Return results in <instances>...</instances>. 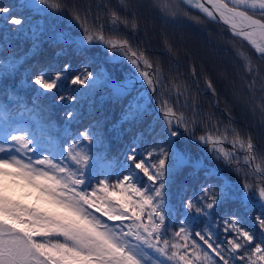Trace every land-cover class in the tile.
Returning a JSON list of instances; mask_svg holds the SVG:
<instances>
[{
    "label": "snow or ice",
    "instance_id": "snow-or-ice-1",
    "mask_svg": "<svg viewBox=\"0 0 264 264\" xmlns=\"http://www.w3.org/2000/svg\"><path fill=\"white\" fill-rule=\"evenodd\" d=\"M190 2L207 17H218L230 27L233 35L247 40L264 59V0ZM35 4L53 11L61 9L57 0H33L32 6ZM126 7L135 30L138 27L137 6L130 2ZM10 11L8 7L0 6V14H6L8 24L21 25L23 18L8 16ZM110 16L114 22L129 24L127 17H121L115 11ZM73 18L81 21L78 12L73 13ZM83 31L79 41H66L69 47L74 45L77 52L87 57L85 45L103 43L110 53L118 51L127 58L153 95L164 97L159 103L167 125V147H153L141 152L139 145L143 141L133 142L123 160L117 159L114 165L106 164L107 157L100 155L101 149L96 147L104 141L98 128H85L73 136L63 150H57L47 136V129L41 127L34 131L28 125L26 113L17 118L0 112V264H146L149 250L169 260L178 258V264H236L237 261L264 264V240L256 242L253 233L234 213L223 220V241L217 242L219 238L210 226L195 232L206 249L191 240V227L196 219H210L214 211L233 195L246 205L251 201L255 187V195L264 209V181L255 186L245 181L239 188L227 180H220L216 187L204 185L198 197L182 200L177 208L176 214L183 218L173 236L184 243L169 245V240L164 238L173 215L168 207L170 181L190 163L187 154L176 147L175 138L181 135V128L185 133L193 131L196 123L195 119L188 120L179 111L181 107H188L191 100L192 111L196 112L191 89L198 87L201 74L195 65L191 66L187 79H179L180 74L165 77L162 68L158 64L154 67L146 52L134 48L129 40L105 38L101 30H93L87 25ZM60 39L65 38L61 36ZM165 46L170 53L174 52L168 41ZM15 67L14 63L0 65V71L12 72ZM70 68L71 64L65 63L54 76L41 70L30 82L46 93L51 92ZM202 78L212 95L217 96L212 79L207 74ZM68 82L77 86V91L106 82L110 87V98L121 104L123 121L135 125L144 120L146 105L141 102L142 98L133 99L134 86L123 82L121 77L102 79L101 74L84 69L72 75ZM56 99L73 102L77 95ZM66 115L69 120L74 118L71 111ZM195 139L210 145L217 153L216 158L237 172L241 170L238 146L246 152L243 164L253 170L252 174L264 175V169L256 163L255 145L250 136L244 138L233 130L229 141L232 149L221 146L228 140L226 133L202 134ZM254 219L264 236V211ZM154 264L163 262L154 261Z\"/></svg>",
    "mask_w": 264,
    "mask_h": 264
},
{
    "label": "trees",
    "instance_id": "trees-1",
    "mask_svg": "<svg viewBox=\"0 0 264 264\" xmlns=\"http://www.w3.org/2000/svg\"><path fill=\"white\" fill-rule=\"evenodd\" d=\"M171 1L176 5L172 18L161 16L150 0H57L61 4L58 11L38 4L32 6L33 0H0V6L11 9L8 16L22 17L24 21L19 26L11 25L5 19L6 14H0V65L14 63L16 66L12 72L0 71V112L17 118L26 113L28 125L34 131L41 127L47 129V136L57 150H63L66 143L85 128H98L102 132L103 144L96 147L101 149L100 155L107 157L106 164L114 165L117 159L123 160L133 142L143 141L139 145L141 152L153 147H167V125L159 103L164 97L153 95L143 81L132 84L133 99L142 98L141 102L147 107L144 120L135 125L123 121L121 104L110 98L108 83L77 91V86L68 82L72 75L84 69L101 74L102 79L119 76L122 80L135 70L126 57L118 51L110 53L103 43L85 45L87 57L77 52L74 45L69 47L66 41H79L84 35L85 25L101 30L105 38L129 40L134 48L146 52L154 67L158 64L162 68L165 77L180 74L179 79H187L191 66L195 65L201 74L198 87L191 89V96L196 100V112L192 111L191 100L188 107L179 109L188 120L195 119L196 123L193 131L185 133L181 128V135L175 138L176 147L187 154L190 163L170 181L168 207L173 215L164 237L169 240V245L184 243L173 236L179 220L183 218L176 214L177 208L182 200L198 197L204 185L216 187L220 180H227L239 188L245 181L253 186L264 181V175L252 174L253 170L243 164L246 152L238 146L239 172L217 159V153L211 150L210 145L195 139L202 134L226 133L228 140L221 146L232 149L229 141L233 130L244 138L250 136L255 145L256 163L264 169V59L242 38L231 34L225 25L209 20L179 0ZM130 2L137 6L138 27L135 30L131 27V16L126 7ZM112 11L127 17L129 24L114 22L110 16ZM74 12L81 16L80 22L73 18ZM61 36L65 39L61 40ZM165 41L172 45L174 52L168 51ZM65 63L71 64V68L56 89L46 93L31 84L33 75L41 70L54 76ZM204 74L212 79L217 96H213L204 84ZM69 94H76L77 99L73 102H58L56 99ZM172 100L174 102V96ZM70 111L74 113L71 120L66 115ZM112 179L115 180V176ZM262 211L255 187L251 201L246 205L233 195L214 211L210 219H196L191 227V240L206 249L195 232L210 226L219 238L217 242L223 241V220L234 213L253 233L256 242H261L264 236L254 218ZM154 261L178 264V258L169 260L149 250L146 264H154ZM236 264L242 262L237 261Z\"/></svg>",
    "mask_w": 264,
    "mask_h": 264
},
{
    "label": "rangeland",
    "instance_id": "rangeland-1",
    "mask_svg": "<svg viewBox=\"0 0 264 264\" xmlns=\"http://www.w3.org/2000/svg\"><path fill=\"white\" fill-rule=\"evenodd\" d=\"M150 1H151V4H152V7L155 10H157L158 13L161 16H163V17H171V18L173 17V13H175V6H176L175 3H174V1H171V0H168L169 2H167V0H150ZM248 46H250V45L248 44ZM252 49H254V48H252ZM254 51H255V49H254ZM137 81H142V79L139 77V74L137 73L136 69L133 72H130V73L126 74L125 78L123 79V82H129L131 85L133 83L137 82Z\"/></svg>",
    "mask_w": 264,
    "mask_h": 264
},
{
    "label": "water",
    "instance_id": "water-1",
    "mask_svg": "<svg viewBox=\"0 0 264 264\" xmlns=\"http://www.w3.org/2000/svg\"><path fill=\"white\" fill-rule=\"evenodd\" d=\"M180 1L183 2V3H185L187 6H189V7H191V8H194V9L198 10L199 12H201L202 14H204L202 11H200L198 8H196V7H195V4L192 3V2H190V0H180ZM204 15L206 16V14H204ZM206 17H207V16H206ZM207 18L210 19V20H212V21H215V22H218V23H221V24L227 26L228 29H229V31L232 33L230 27H229L227 24H225L223 21H220L218 17L215 18V19H212V18H209V17H207ZM232 34H233V33H232ZM238 37H239V36H238ZM81 38H82V37H81ZM81 38H80V39H81ZM240 38H242V37H240ZM242 39H243V38H242ZM243 40L246 41V42L251 46V44H250L247 40H245V39H243ZM251 47H252V46H251ZM252 48H253V47H252Z\"/></svg>",
    "mask_w": 264,
    "mask_h": 264
},
{
    "label": "bare ground",
    "instance_id": "bare-ground-1",
    "mask_svg": "<svg viewBox=\"0 0 264 264\" xmlns=\"http://www.w3.org/2000/svg\"><path fill=\"white\" fill-rule=\"evenodd\" d=\"M180 1V0H179ZM192 9H194V8H192ZM196 10V9H195ZM198 11V10H197ZM201 13V12H200ZM204 15V14H203ZM205 16V15H204ZM206 17V16H205ZM207 18V17H206ZM210 20V19H209Z\"/></svg>",
    "mask_w": 264,
    "mask_h": 264
}]
</instances>
